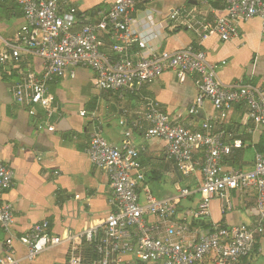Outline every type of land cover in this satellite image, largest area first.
<instances>
[{"label": "built area", "instance_id": "1", "mask_svg": "<svg viewBox=\"0 0 264 264\" xmlns=\"http://www.w3.org/2000/svg\"><path fill=\"white\" fill-rule=\"evenodd\" d=\"M22 10L24 24L11 42H6L8 55L0 57V65H9L18 75L10 88L13 101L26 108L36 121L37 131L52 132L56 113L54 98L46 92V83L55 78L75 77L78 67L95 74V87L103 92H117L142 98V121L148 125L146 136L164 144L165 159L180 170L192 168L195 152L203 156L200 167V202L194 209L184 210L178 219L173 199L155 198L145 187L140 153L124 143L111 146L98 131L91 134L87 155L92 166L104 172L109 180L112 210L98 226L81 234L66 232L64 236L49 234V222L36 223L22 234L13 233V206L3 200L13 186V172L0 160V228L5 234V255L0 264L32 263L42 253L66 244V264H238L254 250L256 239L264 234V156L256 153L251 170L228 169L222 161L241 143L231 133L217 129L216 118L203 122L198 130L171 124L152 98L142 96L143 87L166 72H175L178 82L194 76L196 98L188 114L194 116L209 102L216 112L226 113L236 105L248 109L249 118L264 127V87L237 81L224 86L216 77V66L205 53L189 45L175 52L159 51L133 30L129 13L143 0H114L111 8L97 24L86 23L76 29L73 13L65 12L60 0H13ZM206 1V0H202ZM225 15L212 20L193 12L177 9L171 19L195 33L199 42L217 37L221 42L238 38V24L252 18L260 21L264 39V0H219ZM99 34L112 43L111 55L100 48ZM154 41L156 34L150 36ZM147 50V54H145ZM29 52L42 62L37 75L21 67L22 53ZM80 116H85L81 112ZM126 139L131 134L124 133ZM230 191L252 193L256 220L252 224L212 225L192 238H185L191 220H205L210 203L220 200L222 212L231 209ZM188 190L180 191L183 197ZM15 243L25 248L23 258H16ZM95 256L85 260L83 246Z\"/></svg>", "mask_w": 264, "mask_h": 264}, {"label": "crops", "instance_id": "2", "mask_svg": "<svg viewBox=\"0 0 264 264\" xmlns=\"http://www.w3.org/2000/svg\"><path fill=\"white\" fill-rule=\"evenodd\" d=\"M114 0H60L65 12L76 18V29L83 24H97L111 8ZM177 9L200 14L212 20L225 15V5L219 0H143L129 13L133 30L159 51L175 52L189 45L199 47L207 61L216 66L217 79L227 87L237 81L264 87V39L260 21L252 18L238 24V38L221 42L210 37L199 42L194 32L171 19ZM24 24L22 10L13 0H0V57L8 55L5 43L11 42ZM156 34L158 39L150 36ZM101 50L111 55V41L99 34ZM147 54V50H145ZM21 67L39 75L42 62L29 52L22 53ZM75 77L55 78L46 83V92L54 98L56 113L52 119L55 130L37 131L36 121L26 108L17 105L10 88L18 75L9 65H0V160L13 172V186L3 200L13 206V233L21 236L32 225L49 222V234L64 236L66 232L81 234L98 226L112 210L111 188L104 172L92 166L87 147L90 136L98 131L111 146L124 143L140 153L143 189L161 200L173 199L177 216L194 209L200 202V167L203 156L194 153L192 168L180 170L165 159L164 144L146 136L148 125L142 121V98L117 92H103L95 87L92 70L78 67ZM189 76L179 83L175 72L169 71L145 85L142 96L154 99L169 122L190 130H198L208 119L216 118L217 129L231 133L241 143L222 161L225 170H251L256 153L264 156V127L248 116V109L236 105L230 111L216 112L209 102L194 116L188 111L196 98ZM85 112L81 117L80 113ZM130 131L126 139L124 133ZM188 190L187 196L180 191ZM231 209L222 212L220 200L210 203V215L205 220H191L185 238H192L212 225L233 226L252 224L256 210L252 193L230 191ZM5 234L0 228V257L5 255ZM16 258H23L25 248L15 243ZM68 247L56 246L30 264H66ZM28 264V263H23ZM129 264H139L134 261ZM238 264H264V234L256 239L252 253Z\"/></svg>", "mask_w": 264, "mask_h": 264}, {"label": "trees", "instance_id": "3", "mask_svg": "<svg viewBox=\"0 0 264 264\" xmlns=\"http://www.w3.org/2000/svg\"><path fill=\"white\" fill-rule=\"evenodd\" d=\"M82 256L84 257L85 260H89V261L95 258L92 249L87 245L83 246ZM205 264H210V263L206 262Z\"/></svg>", "mask_w": 264, "mask_h": 264}]
</instances>
